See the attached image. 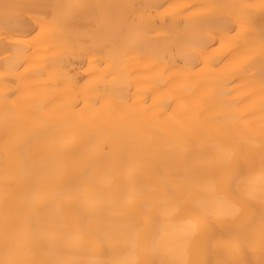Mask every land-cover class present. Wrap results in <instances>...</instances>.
Returning a JSON list of instances; mask_svg holds the SVG:
<instances>
[{
  "label": "snow or ice",
  "instance_id": "obj_1",
  "mask_svg": "<svg viewBox=\"0 0 264 264\" xmlns=\"http://www.w3.org/2000/svg\"><path fill=\"white\" fill-rule=\"evenodd\" d=\"M162 7L0 0V264H264V0L189 5L162 42L147 40ZM226 40L230 65L212 71L221 59L205 54ZM50 41L58 53L21 73L20 53ZM133 52L171 74L159 87L207 86L204 102L177 94L137 110L124 88L101 91L139 74ZM33 74L51 90L41 99L7 85ZM98 135L123 151L97 156Z\"/></svg>",
  "mask_w": 264,
  "mask_h": 264
},
{
  "label": "bare ground",
  "instance_id": "obj_2",
  "mask_svg": "<svg viewBox=\"0 0 264 264\" xmlns=\"http://www.w3.org/2000/svg\"><path fill=\"white\" fill-rule=\"evenodd\" d=\"M13 2L21 3H37V2H48V0H13ZM65 3H94L97 0H63ZM108 2H127L133 4L141 3H152L163 5L162 8L157 9L154 12V15L157 16L159 23L154 25L156 28L155 32H149L145 39L151 41H161L163 40L164 30L171 25L174 21L182 19L187 13L183 12V8L200 3L216 2V3H236L242 2V0H108ZM195 11V10H193ZM179 13V15H176ZM86 23V21H84ZM0 35H2V28H0ZM35 35V34H34ZM27 39L26 37H17L10 38L9 42L19 41ZM3 41L0 40V73L4 72V65L2 63L4 52L2 48ZM55 41H50L46 44L33 46L31 51L20 53V55L29 61L25 65V68L20 69L21 73H24L25 69L30 73H38L40 67L45 63V61L53 58L59 51L57 47L54 46ZM27 47V45H25ZM231 43L226 40L224 46L221 48L217 45L219 51L209 49L205 55L211 54L218 59H221V63L218 68H212V71L220 72L229 67L232 60V56H229L228 53L231 50ZM235 55V54H234ZM204 57H201L203 61ZM129 61V68L135 69L139 68V74L136 77L128 78L125 74L121 73L114 80L113 77H108L107 82L101 84V91L104 87L110 89H119L124 88L126 95L132 97V101L137 102V110H142L148 106H151L154 102H159L166 97L175 96L177 94L182 95L186 101H188L193 110L197 108L200 104L204 102V98L208 95L209 88L202 87L198 91H193L191 85L194 81L191 80H178L172 81L171 83L165 84L164 87H159L155 82L163 74L165 80L170 79L169 73H163V65L158 68H154L152 65L151 59L140 58V56L133 52L130 53L127 57ZM88 65L85 64V68ZM100 69H104L105 65H99ZM205 67L202 64V68ZM80 72L81 75L85 73L79 67L76 69ZM208 68H205V71H208ZM192 73L200 72L199 69H191ZM200 79H206L208 77L201 75ZM47 78L42 77L38 74L26 75L23 79H16L15 75H10L7 81V85L10 88L16 89L19 88L22 91L18 93V97L22 98H35L41 99L50 93V89L46 87ZM229 88L237 87L233 85H228ZM240 91L235 92L234 96L238 99L243 100L244 95L247 92V89L243 86H239ZM182 89V90H181ZM5 91V79L0 75V112L3 110V92ZM13 100L17 97H12ZM115 99V98H113ZM143 100H147V105L140 103ZM69 101H57L55 104L51 105V109H55L60 104H67ZM248 102L242 103L239 107L241 110L247 106ZM176 108V105L173 106ZM172 109H169L171 112ZM20 115L23 117L24 113L22 108L20 109ZM191 135V133H189ZM40 147V146H38ZM92 148L97 156L103 157L108 153H111L115 157L118 153L123 151V145L121 141L115 137L106 138L104 135H98L92 144ZM212 256H209V259H212Z\"/></svg>",
  "mask_w": 264,
  "mask_h": 264
}]
</instances>
